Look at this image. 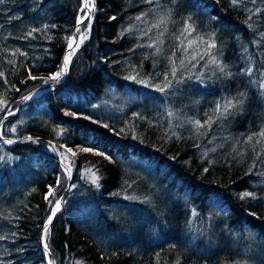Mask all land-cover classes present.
I'll return each instance as SVG.
<instances>
[{"label": "trees", "instance_id": "16d2710c", "mask_svg": "<svg viewBox=\"0 0 264 264\" xmlns=\"http://www.w3.org/2000/svg\"><path fill=\"white\" fill-rule=\"evenodd\" d=\"M82 2L5 0L0 4V71L5 73V77L0 78V102L6 103L12 111L16 110L23 96L42 84L40 80L28 79L29 68L36 76H47L59 70L58 65L66 52L64 37L71 35L76 27ZM160 2L174 11L159 56H151L154 48L136 47L137 44L152 42L156 29L142 39L141 33L135 29L123 38L119 36L122 27L137 24L134 17L153 5L139 0H94L98 11L93 16L90 37L73 58L63 83L28 100L14 117L5 121V126L15 124L18 129L15 134L7 133L5 138L20 140L38 134L58 147L64 145L60 151L70 147L77 152L70 188L63 199L61 212L53 220L48 238L56 264H75L77 260L83 264H157V261L159 264H175L177 257L181 264H264V200L238 199V194L245 190L254 191L258 197L264 196V163L261 162L264 156L255 160L260 145L254 150L252 145L244 143L247 135L264 128V90L259 88L260 72L264 71V38L259 35L264 32V12L251 14L245 10L264 9V0H256L255 5L251 0H242L236 7L229 0H178L176 5L170 0ZM249 15H252L251 21H248ZM112 16L117 19L110 20ZM188 16L192 17L201 34L216 31L217 44L223 42L224 45L222 59L229 66L228 70L236 75L223 78L217 73L213 76L212 70L204 69V61H200L191 72H204L203 83L195 78L185 80L183 84H175L174 81L175 95L160 99L157 94L162 93L153 88L123 79L131 74L129 65L133 64L138 69L142 64L144 73L153 72V59L159 61L156 70H165L167 57L178 43L173 34H178ZM10 17L19 19L10 20ZM147 20L153 23L154 16L149 14ZM248 23L254 25L255 31L248 27ZM44 24L58 27L49 28L46 33H35V39L22 38L32 27L39 28ZM138 27L146 25L138 24ZM244 47H247V52L243 51ZM17 48L27 52L28 56L13 55ZM145 54L149 59H144ZM181 55L176 52L177 58ZM249 55L251 60L247 59ZM10 60L13 63H9ZM248 66L254 69L251 77L240 74V70ZM180 74L187 77L189 72L181 68L178 76ZM4 79H7V84ZM161 79L156 77L152 83H159ZM13 86L20 91L17 92ZM238 92L247 94L243 110L223 122V126L217 121L210 130H204L206 135L199 137L195 136L191 125L177 127L189 117L203 123L207 119L204 114L211 113L218 101L236 96ZM93 104L99 107L93 109ZM77 109L78 116L91 114L93 119L99 118L100 123H108L117 130L124 128L128 134L116 136L106 129L97 128L90 121L63 115L65 111ZM168 111H173L175 117L169 118ZM133 113H141L147 119H135ZM4 114L0 112V116ZM133 125L134 133L139 137L136 140L131 138ZM86 128H97L94 135L100 148L113 155L116 162H109L93 153L79 152V147L85 144L81 133ZM172 129L183 139H168L165 133L171 135ZM61 130L67 133L64 139L57 135ZM237 140L240 143H236ZM196 143L201 145L200 149L193 146ZM44 145L45 142L13 145L0 142V155L13 158L9 163H0V235L7 237L0 241V261L3 264H46L41 233L51 206L44 196L48 186L55 187L57 177H60L63 187L58 190V196L61 197L66 190L67 179L58 159L43 149ZM213 147L216 151L209 152V159L216 163L204 173L207 163L201 158V151ZM233 147L243 155L233 153ZM119 159L141 165L145 163L142 169L151 170L165 179L172 177L169 186H177L176 193L184 192L188 198L186 205L194 204L200 211L198 223L193 228L188 227L190 232L178 240L173 239L167 246L161 245L165 233H169L165 228L170 220L164 208L159 210L162 202L156 195V208L163 211L156 229L160 233L156 240L159 244H149L146 250L140 249L143 246H139L142 243L138 244L136 235H131L129 243L124 244V234L119 230L123 221L119 208L128 200L121 198L128 190L143 186L144 182L139 181L134 172H126ZM254 160L255 168H252ZM92 166H95L93 170H100L97 175L102 177V187L99 189L90 183V174L85 178V169ZM250 168L252 172L249 174ZM125 182L132 186L127 188ZM125 188L126 191L123 190ZM114 192L121 195H111ZM209 198L218 199L219 205L211 207ZM219 207H223L227 215L221 213L210 218V214L217 212ZM249 212H255L256 216L249 215ZM180 213L177 221L182 232L187 227L188 210L183 207ZM225 225L230 231L225 230ZM12 233L16 235L13 237ZM170 244H175L176 248L170 249Z\"/></svg>", "mask_w": 264, "mask_h": 264}, {"label": "snow or ice", "instance_id": "6c2138e0", "mask_svg": "<svg viewBox=\"0 0 264 264\" xmlns=\"http://www.w3.org/2000/svg\"><path fill=\"white\" fill-rule=\"evenodd\" d=\"M140 3L153 5V7L149 8L146 12H141L140 14L136 15L134 17L135 21L138 22L137 24L131 25L129 27H122L119 33V36L123 38L126 34H131L133 30H137L141 33V39L143 37L149 36L150 33H152L153 29H156V35L152 39V42L147 44H137L136 47H147V48H154V52L151 54V56L156 57L159 56L162 53L161 45L164 43L163 37L165 36V33L169 31L168 29V23L171 19L172 13L174 9L172 8H165L163 4H161L160 0H139ZM171 4L176 5L178 3V0H170ZM230 4L233 7L238 6L242 0H229ZM5 0H0V4H4ZM252 4H256V0H251ZM251 14H260L264 12V9H261L259 7L255 9H245ZM79 15L76 20V27L74 28L71 35H66L64 39L67 41L66 45V52L63 57V61L60 65H58L59 70L55 72H50L47 76H36L33 74V70L29 68L27 70V76L30 80H40L43 84H49V83H56L59 84L62 82V79L68 74L70 65L73 62V58L77 56L78 50L81 48L82 45L85 44V41H87L90 37L92 24H93V16L95 14V11H98L96 9V5L94 3V0H83L82 7L79 8ZM149 14H152L154 16V22L149 23L147 20V17ZM10 20L12 19H19V17H10ZM116 16L110 17V20H116ZM213 19H217L216 17H213ZM252 20V15L248 16V21ZM175 23V21H172ZM247 23V21H246ZM138 24H144L146 27L139 28ZM57 25H49L44 24L42 27H32L30 30H28L23 35V39H35V33L43 32L46 33L49 28H56ZM248 27L251 28L253 31H255V27L253 24L248 23ZM262 38H264V32H261L259 34ZM173 38L178 42L176 45L173 46V51L170 56L167 57L168 61V67L163 70L159 71V61L156 59L152 60V67L154 69L153 72L144 73L142 71V64L140 68L138 69L136 65H129V68L131 69V74L126 75L123 77L126 81H133L136 84H141L145 88H153L156 92L162 93L165 96L168 95H175L176 89L174 88V81L175 84H183L185 83V80H191L195 78L200 83H203L204 81V72H201L199 74H195L191 72L192 68H195L197 64L200 63V61H204L203 68L204 69H211L212 75L215 76L217 73L220 74L223 78H231L235 73L229 71V66L224 63L222 57L224 55V45L223 42H221L220 45L216 42V31L213 30L209 33L201 34L197 26L192 20L191 16H188L185 18L182 22V25L179 29L178 34H173ZM77 39L79 42H77ZM254 43H259V41H254ZM129 51H135V49H129ZM179 51L182 55L181 57L177 58L176 52ZM244 52H247V47L243 48ZM19 54L21 56L27 57L28 53L21 51L19 48L15 49V51L12 53L13 55ZM144 59H149V55L145 54ZM177 59H179V66L177 65ZM247 59L251 60L252 57L249 55ZM9 63H13V61H8ZM106 63L108 61H105ZM190 66V67H189ZM185 69L189 72V75L185 77L183 74H180L178 76L179 69ZM240 74H246L249 77L253 76L254 69L252 66H248L247 68H242L240 70ZM261 81L259 82V88L261 90H264V71L260 72ZM5 73L0 71V78H4ZM156 77H162L161 81L159 83L153 84V80L156 79ZM22 83L25 81H21ZM252 83H255V81H251ZM4 83L7 84V79H4ZM15 88V86H13ZM17 92L20 91V89L15 88ZM32 95H25L22 97L23 101H27L32 99ZM247 99V94L244 92H238L236 96H230L224 98L222 101H218L215 104V107L212 109L211 113L206 112L204 115L207 117L203 121V123L199 119L195 118H187L181 123L180 125H177V127H183L184 124L191 125L192 131L195 134V136H203L206 135L205 129L210 130L213 124H216L217 121L221 122V126H223V122H226L229 120L230 117H234L239 112L243 110V105L245 104ZM3 106H0V112L5 113L3 116H0V142H2L4 145H12L14 143H17L16 140L11 138H5L7 133H17L18 129L15 124H11L10 126H5V121L9 120V117H14L16 115L15 112H13L10 108L7 107V104L4 102H0ZM93 109L98 108L99 105L93 104L91 105ZM79 112V109L75 111H65L63 113L66 117H73L77 119H83L85 121H90L92 125H96L99 129H106L108 133L114 134L116 136L127 135L124 128H120L119 130L115 129L113 126L109 125L108 123H100V119L96 118L93 119L91 114H84L81 113L79 116L77 113ZM167 116L169 118H174L175 113L173 111H168ZM133 117L138 120H146L147 117L143 116L141 113H133ZM22 123V122H21ZM149 124H151V121H149ZM169 125L171 128V120H169ZM97 128L92 129H85L84 132L81 133L82 136L85 137V144L83 146L79 147V152L81 153H93L96 156H100L105 160H108L109 162H116L115 157L109 153H107L105 150L100 148L99 140L94 135V133L97 131ZM135 126L133 125L132 130V136L131 138L133 140L138 139L139 137L134 133ZM93 133V135H89V133ZM58 137L60 139H64L67 135V133L64 130H61L59 133H57ZM165 135L168 139H171L172 137H175L176 139L180 140L183 139V137L177 133L174 129L171 130V135H168L166 132ZM23 141L31 142V143H44L41 141L38 137L34 138L33 136H25L22 138ZM215 139V138H213ZM225 139H231L230 137H226ZM88 141H91V143H88ZM253 141L255 143H253ZM143 142V141H141ZM209 143H212V141H209ZM236 143H240L239 140L236 141ZM244 143L252 145L253 149L255 150L257 145H260V151L256 152L255 160H261V157L264 156V128H262L257 133H252L247 135L246 139L244 140ZM48 147L51 148L52 152L54 154H58L60 157V163L63 165V171L65 173L66 179L72 178V169L75 166V160L74 158L77 156V152L73 151L72 148H66L65 151H60V148H64V145H60L59 147L55 144H53L51 141L47 144ZM195 148L200 149L201 145L199 143H196L193 145ZM223 145H217V147H222ZM216 147H213L211 149H203L201 151V158L206 161L207 166L203 168V172L207 173L210 170V167L216 163L214 159H209V152H215ZM232 152L236 153L237 156H242V152H237L236 148H232ZM67 153H71V158L68 157ZM13 158L11 156H4L0 155V163H9L11 162ZM16 159H19V157H16ZM171 159H175V157H171ZM235 159V157H233ZM255 160L253 162L252 168H255ZM67 161V163H65ZM262 163H264V160H261ZM95 166H92L91 168L85 169L86 176L85 178H88L87 174H90L91 179L90 183L94 185L97 189L101 188L102 185L100 183L102 177L98 176L97 173L100 171L98 168L93 170ZM252 168L249 169V174L252 172ZM127 188H130L132 185L127 184ZM75 187V185H72ZM63 187V183L61 181L60 177H57L56 185L55 187L52 185L48 186V190L44 196L45 200L48 201L49 205L51 206V212L47 217V220L42 225V241H43V250L44 255L47 257L46 264H56V256L54 253V249L52 246L48 243V238L51 234V227L53 226V220L57 216L59 212L62 210V204H63V198L58 196V190ZM127 188L123 189L124 191L127 190ZM32 191H36V189H32ZM111 195L119 196L121 195L120 192H114L111 193ZM125 199H134V197L126 196ZM238 199L241 201L245 200H257L261 199L264 200V196L258 197L257 194L254 191H243L242 193L238 194ZM145 203H150V197H146L144 199ZM209 205L211 207H217L219 205L218 199L209 198ZM227 215V212L223 207H219L218 211L215 213L210 214V218L218 216L220 214ZM251 216H256L255 212H249L248 213ZM191 215L193 217L199 216L200 214L197 212L196 208H192ZM191 221H189L190 223ZM225 230L230 231L228 229V226L225 225ZM16 233H12V236L14 237ZM7 237L0 235V241L5 240ZM251 235L249 236V239H251ZM65 247L67 248L68 245L65 244ZM170 249L176 248L175 244L169 245ZM17 251H22V249H18ZM113 255H116V253H113ZM157 256H159V253H157ZM0 264H3V261H0ZM75 264H83L82 261L77 260ZM157 264H159V261H157ZM175 264H181L179 257H177ZM239 264V262H237Z\"/></svg>", "mask_w": 264, "mask_h": 264}, {"label": "rangeland", "instance_id": "374dc122", "mask_svg": "<svg viewBox=\"0 0 264 264\" xmlns=\"http://www.w3.org/2000/svg\"><path fill=\"white\" fill-rule=\"evenodd\" d=\"M77 42H79L78 39ZM41 85L45 86L43 83ZM157 97L160 99L161 97L166 98L167 96L164 94H157ZM31 136L35 138L45 137L38 134H31ZM47 144L48 143L45 142V145L42 146V148L49 152L52 151L51 148L47 146ZM67 155L69 158H71V153H67ZM119 161L122 165V168L126 172H134L135 175L139 176V181L141 180L144 182V184H142L143 186L128 190L127 194L125 193L126 195L121 198L123 200H128L127 204H122L119 208L120 215L123 218L122 224H120L122 229L119 230L122 234H124V238L122 239L124 244L129 243L128 239L131 235H136L138 244L142 243L139 246H143V248L140 249L146 250V247L149 246V244H159L156 242V240H158V234L160 233H157L156 229L162 220L161 214L163 211L160 212L159 210H162L163 208L165 211L164 213H167L166 215L169 217L170 224H168V226L165 228L166 231H169V233H165V239L161 241L162 246H167L169 243H171V241L178 240L179 237L190 232L189 228H193L198 223L200 215L193 217L191 215V210L192 208H196L197 212L200 214L199 209L194 204L186 205L188 203V198L185 197L184 192H180V194L176 193L178 191L177 186H169L172 177L165 179L163 176H156L151 170L150 172L142 169L146 166L145 163L141 165L133 161L131 163L122 159H119ZM65 163H67V161H65ZM162 181L163 183L161 184ZM156 195L162 202V208L159 210L156 208V199H154V196ZM126 196L134 197V199H125ZM146 197H150V203L143 202ZM183 207L185 210H188L186 217L187 227L181 232V226L177 221V217L181 214L180 209ZM189 221L191 222L189 223ZM154 249H157V247ZM46 260L47 257H45V261Z\"/></svg>", "mask_w": 264, "mask_h": 264}, {"label": "water", "instance_id": "95a60500", "mask_svg": "<svg viewBox=\"0 0 264 264\" xmlns=\"http://www.w3.org/2000/svg\"><path fill=\"white\" fill-rule=\"evenodd\" d=\"M81 7H82V6H81ZM76 26H77V25H76ZM65 78H66V76L62 79V82H61V83H59V84H56V83H55V84H53L51 87H46V86L41 85V86L38 87L36 90L32 91L31 93H29V94H27V95H32L33 98H34V97H36V96H38V95H40V94H42V93L48 92V91H50V90H53V89L59 87V86L63 83V81H64ZM27 101H28V100H27ZM27 101H23V100H21V102L18 104L16 110L13 111V112H15V113L17 114V112H18V110L21 108V106H22L24 103H26ZM34 138H35V137H34ZM38 138H39L40 140L46 142V143H48L49 141H51V140H49V139L46 138V137H38ZM16 141H17V143H14V144L31 143V142H26V141H23V140H16ZM51 142L54 144L53 141H51ZM12 145H13V144H12ZM51 153H52V154L58 159V161H59V165H60L61 168L63 169V165H61V163H60L59 156H58L57 154H54L52 151H51ZM70 182H71V179H70V180L67 179L66 190H65L64 194L61 196L62 198L65 196V193L67 192V190H68V188H69V186H70ZM41 245H42V249H43L42 233H41Z\"/></svg>", "mask_w": 264, "mask_h": 264}, {"label": "bare ground", "instance_id": "6f19581e", "mask_svg": "<svg viewBox=\"0 0 264 264\" xmlns=\"http://www.w3.org/2000/svg\"><path fill=\"white\" fill-rule=\"evenodd\" d=\"M71 180H72V178H71ZM70 185H71V182H70ZM69 188H70V186H69ZM69 188H68V190H69ZM68 190H67V192H68ZM67 192L65 193V195L67 194ZM65 197V196H64ZM64 197H63V199H64ZM44 251V250H43Z\"/></svg>", "mask_w": 264, "mask_h": 264}]
</instances>
